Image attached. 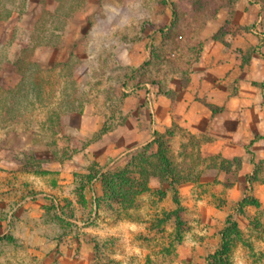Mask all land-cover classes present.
Listing matches in <instances>:
<instances>
[{
	"label": "rangeland",
	"instance_id": "374dc122",
	"mask_svg": "<svg viewBox=\"0 0 264 264\" xmlns=\"http://www.w3.org/2000/svg\"><path fill=\"white\" fill-rule=\"evenodd\" d=\"M237 1L0 0V264H264V208L229 194L239 161L219 180L218 157L158 136L103 171L119 129L125 146L144 139L127 123L148 104L134 86L197 58L189 37L245 31L264 57V0H248L244 30Z\"/></svg>",
	"mask_w": 264,
	"mask_h": 264
},
{
	"label": "crops",
	"instance_id": "0c3cea01",
	"mask_svg": "<svg viewBox=\"0 0 264 264\" xmlns=\"http://www.w3.org/2000/svg\"><path fill=\"white\" fill-rule=\"evenodd\" d=\"M236 5L235 17L241 16V21H236L243 25L244 30L249 17H252V5L248 0H238ZM248 6L251 8L246 12ZM247 35L245 31L234 36L228 34L223 40L203 32L199 38L189 37L185 40L188 46L200 45L197 58L191 60V56L188 58L186 55L179 68L163 66L166 70L161 71L160 80L134 86L133 90L143 92L148 104L140 111L128 108L127 112L132 115L127 123L133 118L137 125L142 122L138 132L144 139L136 141L131 137L130 144L125 146L129 137L124 129H119L117 138L123 149L113 156L103 171L131 151L153 144L161 136L163 140L175 144L176 153L181 146H186L189 151L194 149L199 152L204 160L211 157H218L225 163L238 160L237 179L228 186L229 194L235 197L239 190L237 200L242 190H253L255 198L264 208V57L258 51L246 53L249 49ZM252 43L256 50H261L259 45L263 42L260 38ZM150 44L146 42L145 52L140 53L146 63L152 60L147 52ZM140 88L143 89L138 90ZM173 129L176 131H171ZM210 169L207 166L205 170L210 172ZM218 171L219 180L225 181L228 173ZM193 185V181H187L181 187ZM25 201L10 211L7 223L14 221L11 217L18 216L19 211L24 209L22 205ZM10 228L11 225L7 231ZM27 228L31 230L30 225Z\"/></svg>",
	"mask_w": 264,
	"mask_h": 264
},
{
	"label": "trees",
	"instance_id": "16d2710c",
	"mask_svg": "<svg viewBox=\"0 0 264 264\" xmlns=\"http://www.w3.org/2000/svg\"><path fill=\"white\" fill-rule=\"evenodd\" d=\"M150 146V145H148ZM145 148V147H143ZM158 154L162 157V159L164 160L163 161V166L160 168L159 172L162 176H166V177H172V180L176 178L177 175H180L179 172H176L175 170H173L170 166H169V162H170V158L168 156L167 153H164L163 151L161 150H158ZM238 161V160H237ZM226 161H223L221 163V165L219 166V169L222 170V171H226L227 173L229 172V168L227 166V164L225 163ZM138 169H142L141 166H137ZM145 172V169H143V174ZM107 173L108 172H103V173H100L101 174V177L104 178L107 176Z\"/></svg>",
	"mask_w": 264,
	"mask_h": 264
}]
</instances>
